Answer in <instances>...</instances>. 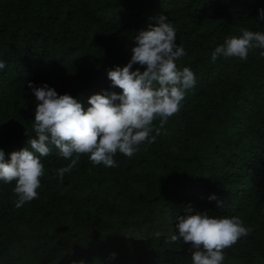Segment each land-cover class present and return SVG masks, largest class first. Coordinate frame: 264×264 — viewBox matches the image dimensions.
<instances>
[{
	"label": "trees",
	"instance_id": "obj_1",
	"mask_svg": "<svg viewBox=\"0 0 264 264\" xmlns=\"http://www.w3.org/2000/svg\"><path fill=\"white\" fill-rule=\"evenodd\" d=\"M260 8L264 0H0L6 162L35 138L28 81L70 94L86 110L91 95L121 91L107 72L128 63L134 36L159 15L186 51L177 68L196 77L159 135L153 122L155 142L132 157L117 152V167L81 154L61 180L56 170L76 154L66 160L51 145L49 155L36 153L44 165L38 198L19 209L15 181H0V264H192L190 244L164 242L189 205L238 217L248 229L224 249L223 264H264V49H250L246 60H211L226 37L264 33Z\"/></svg>",
	"mask_w": 264,
	"mask_h": 264
},
{
	"label": "clouds",
	"instance_id": "obj_2",
	"mask_svg": "<svg viewBox=\"0 0 264 264\" xmlns=\"http://www.w3.org/2000/svg\"><path fill=\"white\" fill-rule=\"evenodd\" d=\"M156 25L141 30L133 38L131 58L123 66L108 70L107 77L119 93L102 90L88 98L90 105L85 110L70 94H58L46 83L40 87L28 81V88L35 96L33 130L35 138L28 137L27 146L10 153L0 149V181L5 184L15 181L14 193L17 209L38 198L37 189L44 175V165L39 156H47L50 146L59 150L64 159H71L66 167L56 170L63 180L64 174L72 170L81 154H89L93 165L117 167L114 156L117 152L132 157L139 146L154 143L150 136L153 122L159 119L156 135L172 117L180 111L186 91L196 84L192 70L177 68L176 61L186 55L183 47L176 43V29L164 15H159ZM258 19L264 21V8L258 9ZM264 49V33L242 29V35L226 37L211 54L212 62L219 57H238L246 60L250 49ZM264 55V51L261 52ZM134 65H139L134 71ZM6 62L0 60V70ZM144 70L141 71L140 69ZM215 194L209 200H216ZM218 201V206H222ZM176 234L165 238V244L183 241L190 244L192 264H223L224 249L234 245L248 234V229L238 217L216 218L190 205L175 222ZM159 237L160 233L156 234ZM115 253L111 258L115 259Z\"/></svg>",
	"mask_w": 264,
	"mask_h": 264
}]
</instances>
